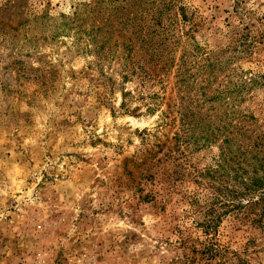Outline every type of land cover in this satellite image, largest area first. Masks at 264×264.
<instances>
[{
	"label": "rangeland",
	"instance_id": "obj_1",
	"mask_svg": "<svg viewBox=\"0 0 264 264\" xmlns=\"http://www.w3.org/2000/svg\"><path fill=\"white\" fill-rule=\"evenodd\" d=\"M0 264H264V0H0Z\"/></svg>",
	"mask_w": 264,
	"mask_h": 264
},
{
	"label": "trees",
	"instance_id": "obj_2",
	"mask_svg": "<svg viewBox=\"0 0 264 264\" xmlns=\"http://www.w3.org/2000/svg\"><path fill=\"white\" fill-rule=\"evenodd\" d=\"M254 183L255 184H262L263 183L262 178L254 177Z\"/></svg>",
	"mask_w": 264,
	"mask_h": 264
}]
</instances>
